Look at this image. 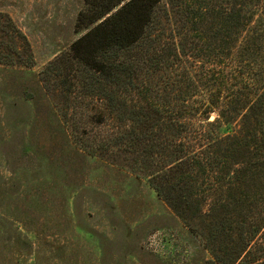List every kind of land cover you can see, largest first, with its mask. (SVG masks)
Wrapping results in <instances>:
<instances>
[{"label":"rangeland","instance_id":"rangeland-1","mask_svg":"<svg viewBox=\"0 0 264 264\" xmlns=\"http://www.w3.org/2000/svg\"><path fill=\"white\" fill-rule=\"evenodd\" d=\"M188 1L162 0L154 10L152 35L175 33L180 52L203 44L190 29L177 33L183 17L175 12ZM83 7L84 0H0V264H208L202 238L150 187L141 149L98 148L123 124L84 93L66 61L85 32L75 28ZM144 54L152 50L121 60L136 95L126 96L148 109L152 100L162 106L169 89L165 70ZM144 80L151 91H141ZM102 115L105 124L90 123ZM254 173L245 191L261 196V208L250 199L230 208L233 234L210 249L235 241L241 224L246 232L259 226L252 242L263 239L264 178Z\"/></svg>","mask_w":264,"mask_h":264},{"label":"trees","instance_id":"trees-1","mask_svg":"<svg viewBox=\"0 0 264 264\" xmlns=\"http://www.w3.org/2000/svg\"><path fill=\"white\" fill-rule=\"evenodd\" d=\"M161 1L84 0L77 15L75 28L85 32L66 61L84 93L123 124L98 148L102 155L121 145L141 149L150 187L202 238L208 264H264V234L252 242L259 226L246 232L241 224L235 241L230 236L210 249L221 235L233 234L230 208H244L247 199L261 208V196L245 189L251 169L264 178V0L184 3L175 12L185 19L177 33L190 29L203 41L190 55L180 52L175 33L152 35ZM144 47L152 50L144 54L150 67L165 70L169 89L162 106L152 100L148 109L126 96L135 95L134 82L121 60ZM151 90L144 80L141 91ZM88 118L92 125L106 122L105 115Z\"/></svg>","mask_w":264,"mask_h":264},{"label":"water","instance_id":"water-1","mask_svg":"<svg viewBox=\"0 0 264 264\" xmlns=\"http://www.w3.org/2000/svg\"><path fill=\"white\" fill-rule=\"evenodd\" d=\"M210 119H213V117H210Z\"/></svg>","mask_w":264,"mask_h":264}]
</instances>
